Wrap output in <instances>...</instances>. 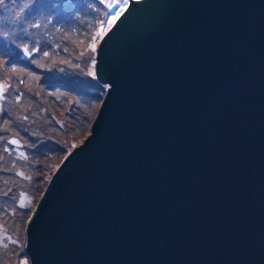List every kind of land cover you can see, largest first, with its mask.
<instances>
[{
  "label": "water",
  "instance_id": "95a60500",
  "mask_svg": "<svg viewBox=\"0 0 264 264\" xmlns=\"http://www.w3.org/2000/svg\"><path fill=\"white\" fill-rule=\"evenodd\" d=\"M95 78L29 264H264V0H128Z\"/></svg>",
  "mask_w": 264,
  "mask_h": 264
},
{
  "label": "rangeland",
  "instance_id": "374dc122",
  "mask_svg": "<svg viewBox=\"0 0 264 264\" xmlns=\"http://www.w3.org/2000/svg\"><path fill=\"white\" fill-rule=\"evenodd\" d=\"M127 7L128 0L0 3V264H29L26 224L90 134L107 89L95 78L97 49ZM63 143L54 164L52 145Z\"/></svg>",
  "mask_w": 264,
  "mask_h": 264
},
{
  "label": "trees",
  "instance_id": "16d2710c",
  "mask_svg": "<svg viewBox=\"0 0 264 264\" xmlns=\"http://www.w3.org/2000/svg\"><path fill=\"white\" fill-rule=\"evenodd\" d=\"M65 1H67V0H65ZM67 2H72V1H67ZM59 29V28H58ZM58 75V74H57ZM60 75H62V76H66L65 75V73L64 74H60ZM66 78V77H65ZM60 85H62V84H60ZM76 90V89H75ZM81 98V97H80ZM34 142H36L35 140L32 142L33 144H34ZM42 142H44V140L42 141ZM59 142V141H58ZM62 145H64V147L62 146ZM67 146H68V144L67 143H63V144H61V145H58V146H54V145H52V147H54L55 149H56V153L57 154H55V157L53 158V160H55L54 161V164L56 163V162H58V160H59V158H60V156L62 155V152H64V151H66L68 148H67ZM61 154V155H60ZM64 154V153H63ZM60 155V156H59ZM64 159V158H63ZM48 169V168H47Z\"/></svg>",
  "mask_w": 264,
  "mask_h": 264
},
{
  "label": "snow or ice",
  "instance_id": "6c2138e0",
  "mask_svg": "<svg viewBox=\"0 0 264 264\" xmlns=\"http://www.w3.org/2000/svg\"><path fill=\"white\" fill-rule=\"evenodd\" d=\"M3 2V0H0V3H2ZM12 143H16V141H12Z\"/></svg>",
  "mask_w": 264,
  "mask_h": 264
}]
</instances>
